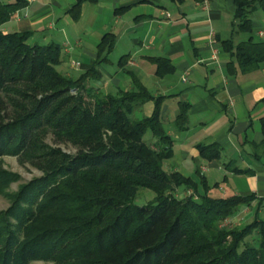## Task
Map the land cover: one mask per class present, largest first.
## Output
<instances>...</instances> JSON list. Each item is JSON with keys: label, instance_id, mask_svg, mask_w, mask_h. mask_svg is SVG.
Wrapping results in <instances>:
<instances>
[{"label": "trees", "instance_id": "16d2710c", "mask_svg": "<svg viewBox=\"0 0 264 264\" xmlns=\"http://www.w3.org/2000/svg\"><path fill=\"white\" fill-rule=\"evenodd\" d=\"M83 1L72 7L74 19ZM231 1L230 36L220 40L221 50L229 75L250 73L264 66V39L252 28L264 0ZM24 7V0H0V197L8 202L0 211V264H264V220L233 225L253 196L218 197L202 177L195 182L164 168L173 157L160 117L164 97H153L124 70L127 57L117 66L130 88L105 93L97 87V66L113 36H103L94 65L73 78L57 71L58 45H31L29 32H4ZM149 60L158 78L173 73L167 59ZM148 102L150 115L134 121ZM186 122L183 107L173 125L181 131ZM261 127L264 135V119ZM49 136L75 154L46 144ZM196 148L204 161L220 158L212 145ZM3 157L41 176L9 192L19 176L4 168ZM141 190L154 198L136 206Z\"/></svg>", "mask_w": 264, "mask_h": 264}, {"label": "crops", "instance_id": "0c3cea01", "mask_svg": "<svg viewBox=\"0 0 264 264\" xmlns=\"http://www.w3.org/2000/svg\"><path fill=\"white\" fill-rule=\"evenodd\" d=\"M24 1L25 7L4 32H29L32 43L58 45L60 67L67 76L89 70L101 39L112 35V50L97 66V87L105 93L128 90L130 80L117 66L127 57L124 70L153 97H164L160 117L173 139L169 170L195 182L202 177L209 187L215 186L218 197L253 196L235 220H264V66L229 75L220 40L230 36L235 10L231 0H84L76 19L70 12L76 0ZM252 28L255 37L264 32L262 8L253 14ZM115 53L120 58L111 73L108 67ZM156 58L167 59L173 73L158 78L149 60ZM152 107L148 102L139 110L148 116ZM183 107L187 122L177 131L173 122ZM200 145L219 149V160H202L196 148Z\"/></svg>", "mask_w": 264, "mask_h": 264}, {"label": "rangeland", "instance_id": "374dc122", "mask_svg": "<svg viewBox=\"0 0 264 264\" xmlns=\"http://www.w3.org/2000/svg\"><path fill=\"white\" fill-rule=\"evenodd\" d=\"M28 44L32 45V44H36V43H32V41H28ZM119 58L120 57H119V55H117V53L113 54L110 57V61H111L112 65H110V67H108L109 72L114 73L116 71V67L115 66H116V62L118 61ZM57 71L63 74L61 67H58ZM80 74H79V72H76V73L73 72L71 74L72 75L71 77L76 78ZM143 117H146L144 115V111L143 110H137V111H135L133 113L132 119L134 121H136V120L142 119ZM166 128H168V124H166ZM150 138H151V135H150L149 132H147L145 134L143 140L147 142ZM45 142L49 146L58 147L62 151L66 152L68 154H71V155L75 154V152H76L75 149L73 147L69 146V145L54 143V141L52 140V137H50V136L46 138ZM3 163H4V168L7 171L19 176V181L17 183L12 184L10 186L9 192H15L18 185L27 183L30 180H32L33 178H37V177L41 176L40 172H38L37 170H35L31 166H29L27 164L20 165L18 163L17 159L14 158V157H3ZM171 165H173L172 162L171 161H167L164 164V168H166V169L169 168L170 169ZM212 194H216V193L214 192ZM153 198H154V194L152 192L146 191V190H141V191H139L138 196L135 199L133 204L136 205V206H143V205L147 204L148 202H150ZM7 207H8L7 200L4 199L3 197H0V211L5 210ZM252 220L253 219H248V221H244L242 223L243 224L250 223ZM232 221H225L223 225L226 226L227 224H230V226H231L232 225ZM239 223H240V221L239 222L236 221V220L233 221V225H237ZM227 226H229V225H227ZM34 264H52V263L35 262Z\"/></svg>", "mask_w": 264, "mask_h": 264}, {"label": "built area", "instance_id": "2783aa9c", "mask_svg": "<svg viewBox=\"0 0 264 264\" xmlns=\"http://www.w3.org/2000/svg\"><path fill=\"white\" fill-rule=\"evenodd\" d=\"M257 37L259 38V39H264V32H258L257 33Z\"/></svg>", "mask_w": 264, "mask_h": 264}]
</instances>
